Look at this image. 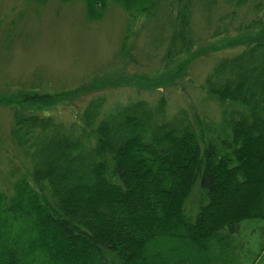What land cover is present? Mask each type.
<instances>
[{
	"label": "trees",
	"instance_id": "obj_1",
	"mask_svg": "<svg viewBox=\"0 0 264 264\" xmlns=\"http://www.w3.org/2000/svg\"><path fill=\"white\" fill-rule=\"evenodd\" d=\"M61 1L90 20L107 3ZM112 1L131 18L171 17L166 63L191 53L193 0ZM245 29L201 84L217 120L169 113L164 95L109 108L91 88L82 104L66 89L1 95L31 167L0 191V264H263L242 223L264 220V19ZM60 105L72 119L54 116Z\"/></svg>",
	"mask_w": 264,
	"mask_h": 264
},
{
	"label": "rangeland",
	"instance_id": "obj_2",
	"mask_svg": "<svg viewBox=\"0 0 264 264\" xmlns=\"http://www.w3.org/2000/svg\"><path fill=\"white\" fill-rule=\"evenodd\" d=\"M258 18L264 19V0H249L240 7L221 0H193L194 47L190 54L166 63L173 27L165 14L131 18L120 4L107 0L101 17L90 20L81 1L0 0V96L53 95L66 89L70 99L81 91L76 102L82 104L91 88L105 95L109 108L119 101L154 102L164 95L169 113L183 107L192 115L217 120V104L205 100L202 81L220 56L241 48L238 38L244 36L245 25ZM51 111L58 119L73 118L63 105ZM11 112L1 101L0 191L8 193L12 182L31 167L10 137ZM242 224L245 244L250 240L255 248L264 242V220Z\"/></svg>",
	"mask_w": 264,
	"mask_h": 264
}]
</instances>
